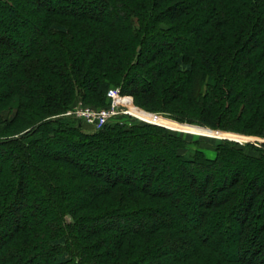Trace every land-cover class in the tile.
Listing matches in <instances>:
<instances>
[{
  "label": "trees",
  "instance_id": "trees-1",
  "mask_svg": "<svg viewBox=\"0 0 264 264\" xmlns=\"http://www.w3.org/2000/svg\"><path fill=\"white\" fill-rule=\"evenodd\" d=\"M5 58L0 264H264V144L62 116L118 89L264 139V0H0Z\"/></svg>",
  "mask_w": 264,
  "mask_h": 264
},
{
  "label": "rangeland",
  "instance_id": "rangeland-1",
  "mask_svg": "<svg viewBox=\"0 0 264 264\" xmlns=\"http://www.w3.org/2000/svg\"><path fill=\"white\" fill-rule=\"evenodd\" d=\"M24 2H25V0H20V3L23 5V7H24ZM25 7H26V5H25ZM26 17L29 18L27 15H26ZM8 61H9L8 58L2 59V60H0V65L5 66V63H7ZM120 94H121L120 96L122 97V99L127 97V100H128V101L125 100L127 103L125 105L121 106V108L123 109L124 112H129V115L118 116L115 119L116 121L120 122V124H125V125L129 126V125L138 124V123H142V124L146 123L143 121L155 123V124H150V125H156L158 127L165 128L169 132L175 133L178 136H181L188 141L199 143V145L197 146L196 149L200 150L209 159L214 158V154H215L214 153V147L223 141L236 143L240 147L246 146V145H251L253 147H255V146L261 147L262 144H264V139H261L258 137H254V136H250V135H244V134H240V133H236V132H225V131H221V130H213V129L201 126L199 124H188L185 120H184V122H180L175 117H172L168 114H163L160 112H147V111L139 108L138 106H136V104L133 100V97H131L129 95H124L122 93H120ZM128 98H130V99H128ZM76 101L77 102H75L69 106V108L66 110L65 113H63L62 116L80 121L79 119H76L69 114V112H72L76 106H78V108L88 107V108H91L94 110L103 109V108L108 107V106L107 107H99V106L83 104L82 100H79V101L76 100ZM131 114L135 115L137 118H139L140 120H143V121H140V120L134 118V116H132ZM153 119H155V120H153ZM81 123H82V131L84 133H94L95 132L94 128L87 126L83 122H81ZM146 124H148V123H146ZM221 133H223V134H221ZM224 134H226V135H224ZM227 135H228V137H227ZM231 136H240V137L244 138V140L241 138H238V137L236 140H234L233 138H231ZM245 150L248 154H250L252 156H256V153L253 150L247 151L248 149H246V148H245Z\"/></svg>",
  "mask_w": 264,
  "mask_h": 264
},
{
  "label": "built area",
  "instance_id": "built-area-1",
  "mask_svg": "<svg viewBox=\"0 0 264 264\" xmlns=\"http://www.w3.org/2000/svg\"><path fill=\"white\" fill-rule=\"evenodd\" d=\"M120 95L121 94L118 89L109 90L107 93V98L109 100V105L107 108L94 110L88 107L78 108V106H76L72 112H69V114L74 118L79 119L87 126L94 128L95 131L101 130L105 125L113 122L118 116L129 115V112H124L121 108V106L127 103V97H123L124 99H122ZM131 115L134 116V118L140 120L135 115ZM143 122L155 124L147 121Z\"/></svg>",
  "mask_w": 264,
  "mask_h": 264
}]
</instances>
